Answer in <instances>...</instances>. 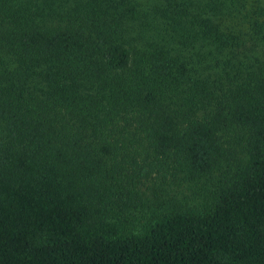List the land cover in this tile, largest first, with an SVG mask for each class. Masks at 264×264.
<instances>
[{"label": "trees", "instance_id": "obj_1", "mask_svg": "<svg viewBox=\"0 0 264 264\" xmlns=\"http://www.w3.org/2000/svg\"><path fill=\"white\" fill-rule=\"evenodd\" d=\"M165 3L139 49L137 0H0V264H264V47ZM172 172L218 180L131 229Z\"/></svg>", "mask_w": 264, "mask_h": 264}, {"label": "rangeland", "instance_id": "obj_2", "mask_svg": "<svg viewBox=\"0 0 264 264\" xmlns=\"http://www.w3.org/2000/svg\"><path fill=\"white\" fill-rule=\"evenodd\" d=\"M137 1L140 4L141 17L144 18L131 24L130 34L134 38L136 47L141 49L145 41H152L154 38V7H160L166 0ZM202 11L207 12L208 16L216 15L215 18L225 30L240 36L248 44V48L253 49L256 56L260 54L264 47V39L257 34L264 29V0H203L201 8L196 12ZM147 13L148 18L145 17ZM148 22L151 26H147ZM191 71L193 77L201 75L200 69L199 72ZM123 132L128 138L127 142L130 143L134 138L132 131L123 129ZM246 137V131L238 127L226 133L225 142L227 143L228 140L231 142L228 146L231 149L233 160L231 164L234 167L246 160ZM226 171L227 168L224 169V172ZM217 180V174L212 178L192 180L186 173L176 172H172L165 181L144 180L137 184L138 189H128L129 192L135 190L136 195L125 194L124 199L127 204L122 203L124 209L121 218L123 216V219L127 218L131 229L134 227L138 229L144 222L173 205L193 206L201 202Z\"/></svg>", "mask_w": 264, "mask_h": 264}]
</instances>
